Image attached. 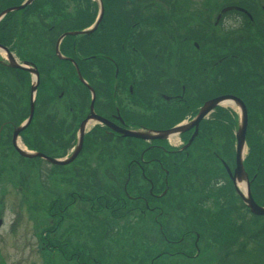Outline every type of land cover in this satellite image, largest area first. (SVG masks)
Returning a JSON list of instances; mask_svg holds the SVG:
<instances>
[{
	"label": "flooded vegetation",
	"instance_id": "1",
	"mask_svg": "<svg viewBox=\"0 0 264 264\" xmlns=\"http://www.w3.org/2000/svg\"><path fill=\"white\" fill-rule=\"evenodd\" d=\"M8 1L0 0V12L13 6L8 5ZM118 1L116 5H110L118 8L117 15H113L107 5L109 1L102 0L103 15H107L104 37H117L119 45L111 49L107 43L96 64L98 68L88 61L80 63L78 57L76 60L64 54L68 61L61 64L54 56V63L36 65L39 84L46 75L45 70L49 71L50 76L54 75L55 80L62 74L54 85L63 87L66 86L63 75L69 77L70 72H75L77 76L67 82L70 88L79 87L75 89L77 94L83 85L91 95L88 113L78 125L80 146L86 126L93 123V129L98 127L94 130V136L108 156L113 157L114 147L125 150V158L106 163L103 175L97 176L95 171L92 173L95 187L100 182L110 187L107 191L109 195L105 194L99 197L100 201L97 200L98 209L105 211L109 222L125 218L127 211H135L142 219L141 224L150 229L142 238H149L156 244L159 236L165 242L169 251L150 259L149 264H155L163 254L169 258L170 263L186 262L196 259L199 254L201 233L195 230L196 226L191 221L194 218L192 210L201 211V192L213 195L229 185V181L233 186L228 172L233 175L236 166V135L240 130V112H245L247 117V147L251 127L260 124L255 120L260 110L264 112V0H221L220 3L215 0ZM68 2L71 1H66L61 7L67 6L72 14L63 12L64 16L40 17L46 39L54 37L58 32L57 38L69 33L67 23L74 21V11ZM175 6L178 9L172 12ZM208 6H211L208 16L219 12L215 19L220 17L218 34L213 30L210 32L212 42L207 40L204 30L206 26L212 27V24L204 20ZM238 7L243 8L244 13L229 10H238ZM147 8H154L153 17L142 16L147 13ZM110 18L114 19L113 26L109 22ZM18 19L22 25L26 24L23 25L25 28L29 27L28 18L18 16ZM3 28L0 29V35ZM16 29L19 31L20 27L17 25ZM73 32H78V29L70 31ZM1 38L0 54L5 55L6 61L0 57V145L7 151L16 152L21 149L42 154L44 145L52 139L46 138L50 135L47 132L51 131V121L55 123L60 120L62 113H56L53 117L54 112L45 111L39 115V112L36 114V110H33L30 122L25 124L31 113V96L33 103L36 102L35 94H31L35 90L28 86L31 83L30 73L9 68L6 63L12 55L18 57V62H23L22 49H31L29 37L18 34L9 40ZM175 40L179 46L174 44ZM70 49H75V46ZM89 55L84 58L95 60L98 56ZM133 58L134 62L130 64L128 60ZM234 77L239 78L236 80L238 85L234 84ZM112 80L116 84L109 90V82ZM94 90L99 94V103ZM217 98L225 100L195 124L204 104ZM71 110L74 109L67 108L64 111L71 113ZM75 113L80 116L83 114L82 111L80 114ZM43 117H46V121ZM229 117L236 121L234 126L231 122L232 125L222 129L204 128L209 119L215 121L217 118L225 120ZM91 118L94 120L90 121ZM74 120L72 126L78 122ZM175 120L177 122H173ZM180 125L182 128L177 133L170 134V130ZM18 129L21 130L15 135ZM259 129L264 130V123L259 125ZM30 132L36 134L34 136L38 143L35 145L29 143ZM129 132H137L141 137L127 136ZM166 132L170 135H166ZM146 134H158L162 138H146ZM213 134L217 140H213V159L223 171L221 176L205 181L201 178V155L204 156V153L201 154V137L210 135L209 141ZM75 138L77 140V134ZM183 138L184 143H180ZM77 143L79 145V141ZM232 150L236 152L233 169L228 165ZM79 154L71 162H75L71 165L74 178L79 176L82 164L77 163ZM15 158L30 166L33 162L44 166V159L41 158L25 159L19 155ZM211 184L215 189L207 190ZM88 187H78L81 199L82 194L88 193ZM214 197L219 198L218 195ZM89 216V223H96L95 218ZM191 237L195 238L194 242H191ZM64 244L71 247L75 244L79 253L77 258L81 256L82 240L74 241L71 236L68 241L64 240ZM190 251L194 252L192 256L185 254ZM111 252L107 251L109 256ZM107 253L105 256H108Z\"/></svg>",
	"mask_w": 264,
	"mask_h": 264
},
{
	"label": "rangeland",
	"instance_id": "2",
	"mask_svg": "<svg viewBox=\"0 0 264 264\" xmlns=\"http://www.w3.org/2000/svg\"><path fill=\"white\" fill-rule=\"evenodd\" d=\"M10 1H8V3ZM24 1L25 0H22L21 3ZM46 1L48 3H46ZM66 1H71L73 3L68 2L73 6L71 9L74 11V21L67 23L69 24V33L71 30L74 31L75 29H78V31H85L96 23L100 11L98 0H44L43 12L49 11V3H51L53 5L52 13L66 12L70 15L72 13L69 12L70 9L68 10L67 6L64 9L61 7V5L66 4ZM103 1H109L107 3L109 6L116 5V0ZM219 1L221 0H215V2ZM117 2L120 1L117 0ZM31 4L20 9V11H14L5 15L0 20V29L4 27L2 33H4L6 29L4 36L10 34L11 31L12 33L15 32L16 35L23 34L28 36L29 29L21 24V21L18 19L19 15L17 14L24 13ZM6 5L7 4L4 6ZM37 7L38 6L35 5L31 8V15L36 12ZM112 7L113 6H110L109 11L112 10V14L117 15L118 8ZM210 7L211 6H208V11L204 14V20L212 24V27L206 26L204 30L206 31L207 40L212 42L210 39V32L213 30L218 34L217 24L220 17L218 16L217 19H215L216 16L219 15V12L208 16ZM40 9H42V5ZM177 9L178 6H175L172 12H175ZM242 9L239 8L237 10L236 8H229V10L244 12ZM146 10L147 13H143L142 16H154V8H147ZM35 17L40 19L41 15L39 17L35 15ZM173 18L177 17L174 16ZM28 21L30 23L33 20L29 17ZM110 21L111 26H113L114 19L110 18L109 22ZM17 25L20 27L19 31L16 29ZM106 25L107 15L105 16L104 14L103 22L97 24L96 29H98L94 33L92 32V35L66 36L60 45V54L63 57L70 56L76 60L78 57V60L81 61L80 63H86L88 61L87 63H92L98 68L96 64L99 63L102 49L106 47L107 43H109L111 49L119 45V40H117L115 35H111L110 37L116 38L105 39L106 36L104 31ZM152 25L154 26L155 24ZM58 33H55L54 37L47 39L48 42L45 47L38 50L42 55L41 57L34 54L35 51L32 49H22V60L34 54V56H32L33 58H31L32 60H37L39 58L36 62H32L34 65H49L48 60L56 56L53 55L52 42L59 39L57 38ZM5 38L9 40L8 36H5ZM1 39L4 40L3 37ZM44 39H46L45 33ZM201 39L203 38L201 37ZM192 40L194 41V39L190 41ZM174 44L179 46L176 40ZM71 46H75V49H70ZM89 54L98 56L95 57V60H90V57L87 58L88 60L84 58ZM0 57L6 61L4 54L1 53ZM133 60L134 58L128 60V62L131 64L134 62ZM67 61L68 60L63 59L58 61V63L65 64ZM43 66H41V68H43ZM42 72L41 74H43ZM44 72L46 75L41 78V83L35 86L36 88L33 93L30 92L32 95L35 94L36 102L34 107L36 114L39 112V115H42L45 111L54 112L53 117H55L57 115L56 113L61 112L62 118L55 123L51 121V131L47 132L50 135L46 138L49 140L52 139L44 145L42 154L47 158L61 161L69 158L76 149L73 153L75 154L73 159L80 153L77 163L82 164L79 167V176L74 178L71 172V165L75 162L71 164V161L67 164L53 166L42 160L44 162L42 163V165H44L43 167L36 165V162H33L30 166L18 162L15 158L17 153L14 150L7 151L6 148L0 145V264H86V261L87 264H149L150 259L157 257L167 250L165 242L159 236L156 244L149 238H142V236H145L146 232H150V229L141 224L142 219L135 211H127L128 215L120 220L110 222L109 219L106 220L105 211L98 209L97 200L105 194L108 196L109 194H107V191L110 190V187L103 182L98 183V186L95 187V182H92L91 176L94 171L97 176L103 175V167H106V163L109 160L111 163H114L118 161L119 158H125V150L114 147L113 157L108 156L98 142V139L94 136V130H97L98 127L93 129V123H88V126H86L83 132V142L81 141L82 147L78 145V125L83 120V116H86L88 113V103L91 101L90 91L82 85L81 92H77L76 94L75 89L79 87L76 86L75 89L70 88L67 82H69L70 79L72 81L77 76L75 72L69 73L67 70L70 76L63 75L66 84L64 87L61 85H54L55 82L60 80L62 74L55 80V76H50L48 70ZM32 78L33 76L30 74L29 81H31V83L28 85L30 89L34 86ZM110 79H112V77H110ZM237 79L239 78L234 77L233 81L235 85L239 84V82L236 81ZM115 84L116 81H110L108 89L112 90ZM63 89H67V91ZM94 94L97 102H101V100H99V94L95 90ZM31 98L32 101L33 97L31 96ZM67 108L74 110H71V113L64 111L67 110ZM75 111L79 112V114L82 111L83 114L80 116L75 113ZM43 118L46 121V117ZM74 119L78 120L74 125L76 127L72 126L75 121ZM173 122H177V120ZM207 122L204 128L210 129H222L229 127L232 123L233 126L236 124V121L230 117L225 120L217 118L215 121L209 119ZM141 132L146 133V131ZM34 134L30 132L31 140L29 139V143L31 145L38 143ZM76 134L78 135L77 140L75 138ZM209 137L210 135L201 137V154L204 153L205 156L201 155V162H203L201 164V178L205 181H211L214 177L221 176V172L223 171L213 159L212 149L214 147L213 140L214 142L216 140L215 135L213 134L211 140L208 141ZM181 141L180 143H184V138L181 139ZM259 143L263 144V142L260 141ZM251 144L253 148L256 144L258 146L257 141L253 140V138ZM234 152L235 151L232 150L229 154L231 157L228 165L232 169L234 167ZM246 156L247 147H245L243 151V160ZM256 157H253V159L256 160ZM260 161L263 163L262 173L264 172L263 150ZM245 172L248 175V179L253 178L255 180L254 169L250 171L245 169ZM262 176H264V174L258 176L260 181H264ZM244 183L245 180L241 179V181L236 184L237 189H241L240 186L244 185ZM206 184L208 185V183ZM79 186L90 187V189L88 187L87 194H82V199L80 198V192L78 190ZM214 189L212 185L208 187L207 190ZM118 191L119 190H117V192ZM215 195H218L219 198H215ZM217 202H221V204ZM192 213H194V218L191 224L195 225V230L201 233V240H199L200 245H198L199 254L196 256V259H189L186 262L180 260L181 262L179 263H173L172 261V263H170L169 258L163 254L159 256L155 264H218V259L222 255L221 253L224 249L231 248L241 241L244 231L250 236L255 230V227L252 226L253 222L251 215L249 212L247 213L243 202L237 196L230 181L229 185L220 191H216L213 195H207L201 192V211L193 209ZM209 214H211L210 220L206 222L205 219H207ZM89 215L95 218L94 221L96 223H89ZM239 218L246 224L243 229H241V231L236 228L228 230L227 227L229 222L230 224L235 222V224L238 225L239 222L236 221ZM211 222L214 223V225L210 226ZM71 236H73L74 241L78 239L83 241V248L80 250L81 256L79 258H77L79 253L78 249L74 247L75 244H72V247L65 246L64 244V240L68 241ZM190 240L194 242L195 238L191 237ZM222 243L225 246L224 248L220 246ZM108 250H112L111 256L107 253ZM179 250H182V248H179ZM168 251L169 250L165 253ZM106 253L108 256H105ZM193 253V251L185 252V254L190 256H192ZM184 260L186 259L184 258Z\"/></svg>",
	"mask_w": 264,
	"mask_h": 264
},
{
	"label": "trees",
	"instance_id": "3",
	"mask_svg": "<svg viewBox=\"0 0 264 264\" xmlns=\"http://www.w3.org/2000/svg\"><path fill=\"white\" fill-rule=\"evenodd\" d=\"M42 1L44 0H35L26 10L24 13H18L17 15L22 16V18L26 17H39L40 15L47 16V17H56L58 15L64 16L65 14L62 13H52L53 10V5L49 4V11L43 12V3ZM22 2V0H11L8 4L10 5H19ZM35 5L38 7L36 8V12L31 15L30 10L33 8ZM42 5V9H40V6ZM65 7H62L64 9ZM37 19V18H36ZM24 26L26 25L25 23L23 24ZM29 41H30V46L32 50L35 51L34 54L38 56H42L41 53L38 52L39 49H43L48 42L47 39H44V32L42 30V27L37 22H30L29 23ZM6 33V29L4 33H1L2 37L8 36V38H12V36H15V32L10 34H7L4 36ZM34 54H31V57L27 56L24 58V60L31 61V62H36L37 60H32V56ZM51 61L53 63V59H49L48 62ZM256 122L258 121L260 124L264 123V112L260 110V114L257 115L256 117ZM257 124L254 127H251V133L250 137L248 140V155L245 158L244 161V168L250 171L251 169H254V176L255 180L252 183L251 186V192L253 199L255 202L261 206H264V181H260L258 178L259 175L264 174V172L261 173L262 171V166L263 163L260 161L261 160V153L262 150L264 151V130L259 129V125ZM263 135V136H262ZM255 140L258 143V146L252 147L251 140ZM260 142H263V144H260ZM256 155V156H254ZM253 157H256V160L253 159ZM264 179V176H262ZM248 213V212H247ZM210 215H208L207 219H205L206 222L210 220ZM252 218V226L255 227V230L252 232V235H247V232L244 231V234L242 235V240L236 243L233 247L224 249L223 252L221 253L222 255L220 256L219 264H264V217H254L251 215ZM212 221V220H211ZM235 221V220H234ZM236 222H239V224H235V222H232L227 227V229H234L236 228L237 230L243 229V227L246 225L244 221H241V219H237ZM214 225V223H210V226ZM243 231V230H242ZM243 233V232H241ZM222 246L221 248H224L225 246L223 243L220 245Z\"/></svg>",
	"mask_w": 264,
	"mask_h": 264
},
{
	"label": "water",
	"instance_id": "4",
	"mask_svg": "<svg viewBox=\"0 0 264 264\" xmlns=\"http://www.w3.org/2000/svg\"><path fill=\"white\" fill-rule=\"evenodd\" d=\"M33 0H28L26 1V3L24 5H22L21 7H16V8H11L7 11L4 12L5 13H8V12H11V11H17V10H20V9H23L24 7H26L27 5H29ZM100 19H101V15L99 17V20L98 22H100ZM97 22V24H98ZM97 26V25H96ZM95 26V27H96ZM94 27V28H95ZM89 33V32H88ZM87 34V32L85 33ZM9 58V61H10V67L12 68H20V69H25V70H29L30 72H33L34 75H35V81L38 82V74L37 72H34L32 71V69H29L27 67V65L25 66H20V65H17L15 64V62L13 61V59L11 57H8ZM225 100V98H219V99H215V100H212L210 102H207L203 108L201 109L200 113L198 114L196 120H195V124H198V122H200L208 113L210 110H212L213 108H215L217 105H220V103ZM32 114H33V105L31 104V113H30V116H29V119L27 120V122L25 124H28V122H30L31 118H32ZM245 127H246V116H245V113L244 112H241V128L236 136L237 138V159H236V169H235V172H234V176L232 177V180H233V183L234 185L236 186V181H240L242 178H244L246 180V187H245V193H241L239 190H237V193L238 195L240 196V198L242 199L243 203L245 204V206L250 210V212L254 215H257V216H264V208L262 207H259L258 205L255 204V202L253 201L252 197H251V194H250V189H249V183L247 181V177H246V174L244 173V170H243V165H242V151L244 149V132H245ZM24 128V127H23ZM182 127H179L177 129H174L172 131L176 132L178 131V129H181ZM21 129H18L16 132H15V135L20 131ZM82 130V128H81ZM165 134H168V133H165ZM128 136H132V137H141V135L139 134H136V133H129L127 134ZM146 138H154V137H150V136H145ZM158 138H162V136H157ZM18 153L23 156V157H26V158H31L32 156L29 155V154H26L20 150H18ZM73 158V157H72ZM72 158H70L68 161L66 162H57V161H54V160H50V159H47L48 162L52 163V164H57V165H63V164H67L69 162H71Z\"/></svg>",
	"mask_w": 264,
	"mask_h": 264
}]
</instances>
